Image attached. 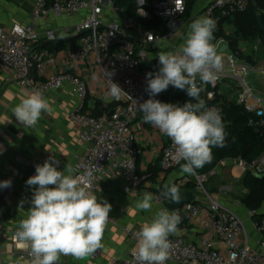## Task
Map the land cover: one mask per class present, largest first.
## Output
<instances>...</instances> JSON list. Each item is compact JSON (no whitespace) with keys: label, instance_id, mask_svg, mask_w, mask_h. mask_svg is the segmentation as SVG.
<instances>
[{"label":"built area","instance_id":"obj_1","mask_svg":"<svg viewBox=\"0 0 264 264\" xmlns=\"http://www.w3.org/2000/svg\"><path fill=\"white\" fill-rule=\"evenodd\" d=\"M30 2L31 21L28 25H16L10 30L0 27V64L11 69L13 83L31 93L38 90L45 94L65 86L70 87L79 105L68 117L78 125L80 140L85 145L84 151L74 164V167L79 165L77 174L84 175L87 169L93 170L89 189L92 192L96 190L101 176L108 174L120 178L125 184L124 192L131 193L143 185L148 177L143 173L140 175L137 168L141 150L133 128L137 118L143 117L138 109L139 104L150 98L146 91V74L151 72L155 75L158 71L151 69L150 64L165 45H169L173 52L179 48L171 45V41L175 25L185 15V0L135 1L136 13L140 19H146L150 12L154 18L164 23L165 31L162 34L141 30L132 18L124 14V10L114 7L112 0H53L50 4L46 0ZM248 3L249 0H214L205 9L204 17L216 20L214 13L217 12L220 20L233 12L242 14L247 11ZM138 7H142L146 15L138 14ZM80 12H85L86 16L74 28L78 48L67 52L62 64H87L92 59L95 60L100 69V79L115 104L112 112L97 117L90 116L84 109L89 95L86 82L70 71L49 73V68L56 66L57 60L36 48L41 38L38 25L44 18L49 15L59 17ZM44 40L55 41L54 32H44ZM221 41L225 40L219 39L212 43L217 46ZM260 41L264 43V36ZM223 57L226 59L223 61L222 73L217 74L218 79L214 83L202 85L206 107L218 109L224 119L223 106L216 101L222 97L220 84L226 83L229 90L226 101L242 108L249 128H263L264 98H259L254 88L245 81L249 73L262 72V67H253L236 56L235 59ZM105 69L114 73L111 79L128 95H123L119 100L111 97L106 80L108 77L104 76ZM198 79L199 76L196 83ZM164 97L165 91H162L151 98L166 103ZM166 138L168 142L160 157V167L164 171L186 163L177 159L171 139L167 136ZM228 163L234 164L241 177L245 173L264 176V156H261L250 163L241 159L225 160L206 175L194 174L192 180L184 177L174 183L181 191L185 184L193 181L195 189L204 197L202 201L184 205L177 211L183 223L178 225L179 235L169 237L170 256L165 264H264V220L252 221L254 232L262 236L257 242L260 251H254L250 247L249 232L241 217L232 207L213 200L204 188L208 179L215 177L218 170ZM11 193V186L0 188V209L9 200ZM220 193L225 198L231 191L221 189ZM153 200L161 204L159 195H154ZM253 214L249 212L251 219ZM186 229L191 230L193 238L190 241L183 238ZM138 231L124 229L123 233L128 239L137 242ZM16 233L14 231L11 234L12 242L26 247L17 252V257L31 264L30 245L21 241ZM133 253L119 264H137ZM99 255L95 251L90 258L95 260Z\"/></svg>","mask_w":264,"mask_h":264},{"label":"crops","instance_id":"obj_2","mask_svg":"<svg viewBox=\"0 0 264 264\" xmlns=\"http://www.w3.org/2000/svg\"><path fill=\"white\" fill-rule=\"evenodd\" d=\"M213 1L195 0L191 13L187 16L188 18H185L187 24L182 25L179 21L175 25L171 45H182L183 42L177 39L178 34L185 35L189 24L196 18L204 17L203 11ZM197 7L198 11L194 13L193 11ZM30 14V0H0V27L5 30H10L16 25H28L31 21ZM85 16V12L60 15L59 17L47 16L38 25V32L41 38L36 48L45 51L57 60V65L50 67L49 73L70 71L79 75L86 82L89 95L84 109L90 116L94 112L97 115H101L112 112L115 104L107 94L105 85L100 79V69L96 65L95 60L92 59L87 64H62L65 54L78 47L74 28ZM46 31L54 32L55 41L48 42L44 40V32ZM230 31L229 29L228 33ZM216 41L213 39L212 42ZM259 42H261L260 39L253 42L252 45L250 43H242L240 49L243 52L244 47L249 45L250 47L262 45ZM171 50L169 45H165L160 52H169ZM258 56L259 60L251 61L250 65L262 67L263 71L259 72V74L264 76V49L260 51ZM151 63L156 65V67L160 65L157 54L153 57ZM10 76L11 69L0 64V180H10L12 189L9 200L0 209V264H30L17 257V252L24 250L26 247L24 245H15L11 237V234L18 230L19 221L27 217L28 209L31 207L33 191L37 187L28 186L26 181L29 177L35 175V166L37 164L42 165L45 160L55 159L59 161L57 165L59 171H63L67 164L74 167L76 158L82 154L85 145L80 140L78 125L70 121L68 117L79 105V101L70 87L65 86L60 90L42 94L49 102L50 111L43 112L36 126L29 128L22 125L13 116L12 109L31 92L18 87L12 82ZM225 84H220L219 91L222 97L216 101L221 106L228 103L226 99L228 100L229 90ZM259 98L263 99L264 97ZM133 128L141 150L137 168L142 174L151 165L153 166L160 161L161 151L168 140L159 129L143 122V117L137 118ZM227 169L232 171L233 177H241V173L234 164L228 163L222 166L218 170L217 175L210 180H216L215 178ZM178 170H180L179 167L168 171L162 170L155 180L146 181L131 193L124 192L125 184L120 178L112 177L108 174L101 176L93 193L97 196L99 202L107 201L110 203L111 210L102 239V247L96 250L100 255L95 260L90 258L91 255L83 260H76L72 256H61L58 264H119L128 258L134 252L137 242L128 239L123 230L140 231L142 225L145 222H150L156 212L164 210L161 204L153 200V206L150 211H141L136 208V202L142 199L145 192L151 193L154 197V195H158L156 191L160 190L162 192L164 190V185L174 184L184 178L185 174ZM220 182L219 187L210 192L217 195V201L225 206L232 207L241 217L251 235V249L260 251L257 242L262 239V236L254 232L252 227L253 219L249 216V212L234 199V202L228 201L230 195L225 198L221 197V189H230L233 195L234 187L231 184L228 185L227 181L222 184L224 180L220 179ZM194 190L191 192L193 193ZM197 200L202 201V198ZM21 201H23V204H21ZM183 238L186 241H190L193 238L190 229L184 230Z\"/></svg>","mask_w":264,"mask_h":264},{"label":"clouds","instance_id":"obj_3","mask_svg":"<svg viewBox=\"0 0 264 264\" xmlns=\"http://www.w3.org/2000/svg\"><path fill=\"white\" fill-rule=\"evenodd\" d=\"M138 14L146 15L142 7H138ZM215 26L211 18H196L189 24L185 41L178 49L157 54L159 70L155 75L146 74L150 98L138 108L143 113V122L171 139L177 159L186 161L181 171L190 175L211 162L214 147L225 146L223 117L218 109L206 107L200 96L204 88L196 83L197 76L201 85L214 83L217 73L223 70V58L212 43ZM113 74L104 71L109 94L119 100L128 94L111 79ZM169 85L186 91L190 99L177 105L151 98L167 90ZM47 111H50L49 102L38 90L12 109L13 116L29 128L35 127L41 114ZM58 164L55 159L37 164L35 175L26 181L28 186L37 187L27 217L19 221L16 235L30 245L31 264H58L61 256L83 260L102 247L111 204L99 202L89 190L93 170L87 169L84 175H78L79 165L67 164L59 171ZM10 186V180L0 181V188ZM160 194L174 203L182 199L175 184L164 185ZM152 201L153 195L145 192L135 206L141 211H150ZM181 222L177 211L167 209L156 212L150 222H145L136 233L133 254L137 264H165L170 256L169 237L179 235Z\"/></svg>","mask_w":264,"mask_h":264},{"label":"trees","instance_id":"obj_4","mask_svg":"<svg viewBox=\"0 0 264 264\" xmlns=\"http://www.w3.org/2000/svg\"><path fill=\"white\" fill-rule=\"evenodd\" d=\"M48 4L53 0H46ZM136 0H112L113 5L117 9L124 10V14L132 18L143 31L152 30L156 34H162L165 31V25L162 21L154 18L149 12L146 19H140L136 13ZM195 0H185V16L189 15L193 9ZM215 18L219 17L218 13H214ZM261 15L264 22V0H249L248 9L245 13H230L228 16L221 18L216 22L214 31V40H225L232 53L239 59L250 63L252 60L244 56L240 49L242 43H253L262 39L264 34L260 31L256 16ZM229 26L230 33L223 34L222 27ZM78 48V47H77ZM76 48V49H77ZM74 49V50H76ZM72 50V51H74ZM160 65L150 64L153 70H159ZM197 85H201L200 79ZM208 90V89H207ZM202 99L205 96V90L200 93ZM190 98L186 91L177 89L171 85L165 90L164 101L177 105H183ZM224 119L223 124L226 132V140L224 147H214L212 149L213 159L206 163L202 168L196 170V175L202 176L208 174L215 169L222 161H233L241 159L247 163L255 161L264 156V127L261 129H252L247 126V116L242 108L235 106L233 103H227L223 106ZM97 117V113L91 114ZM161 160V159H160ZM172 170V169H171ZM162 171L160 161L155 165H151L146 174L147 181L155 180ZM140 174V175H143ZM241 187L246 189V193L234 196V200L238 202L248 212H253V220H264V176H253L245 173L241 177ZM183 190L192 191L195 189L193 181L187 183ZM161 191H156L159 195ZM183 223V220L181 224Z\"/></svg>","mask_w":264,"mask_h":264},{"label":"rangeland","instance_id":"obj_5","mask_svg":"<svg viewBox=\"0 0 264 264\" xmlns=\"http://www.w3.org/2000/svg\"><path fill=\"white\" fill-rule=\"evenodd\" d=\"M197 11H198V7L195 8V10L193 12L195 13ZM203 13H204V11H203ZM185 18H188L187 15L184 16L183 19L180 20L182 25L187 24L186 23L187 21ZM216 21H218V17L216 18ZM229 29L231 30V28L229 26L222 27V33L226 35L228 33ZM185 38H186V34L182 35L181 33H179L177 36V39L183 43L185 41ZM259 43L262 45H256V46L250 47V45H252V43H250V45L248 47H244V50H243L244 56L249 57V59H251L252 61L259 60L258 55H260V51L262 49H264V43L263 42H259ZM222 58H223V61H225L226 58L223 56H222ZM218 73H222V71H219ZM245 81L254 88L255 94L257 96L264 97V76L263 75H261L257 72H251L246 76ZM181 165L179 166L180 170H178V171L181 172L182 174H185V177L192 180V175L187 174V173H183L181 171ZM224 175H226V176H224ZM215 179L216 180H214V181H213V179L212 180L208 179V181L206 182V185L204 187L205 190L208 192V195L211 196L213 200H216L218 197L216 194H214L213 192H210V191L219 187V185L221 184L220 179L224 180V182H222V184H225L226 183L225 181H227L228 185L231 184L234 187L233 195L230 194L228 201L234 202V200H233L234 196H239V195L246 193V189L241 187V177H239V176H238V178L236 176L233 177L232 171L230 169L222 171ZM193 195L196 199L204 197V195L201 192L197 191L196 189L193 191ZM249 237L251 238L250 234H249Z\"/></svg>","mask_w":264,"mask_h":264},{"label":"water","instance_id":"obj_6","mask_svg":"<svg viewBox=\"0 0 264 264\" xmlns=\"http://www.w3.org/2000/svg\"><path fill=\"white\" fill-rule=\"evenodd\" d=\"M257 25L260 31L264 34V22L261 15L256 16ZM219 54L221 56L231 57L235 59L234 54L232 53L230 46L227 42L221 41L216 46ZM161 193V192H160ZM159 193V198L161 199V205L164 209H167L170 212L179 211L184 205L187 204H195L198 200L194 197L191 191L181 190V201L179 203L171 202L168 199L163 198V196Z\"/></svg>","mask_w":264,"mask_h":264}]
</instances>
